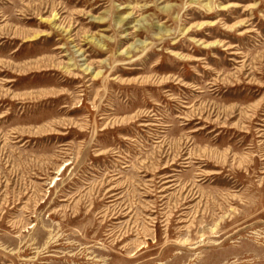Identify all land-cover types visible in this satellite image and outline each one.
<instances>
[{
    "label": "rangeland",
    "instance_id": "obj_1",
    "mask_svg": "<svg viewBox=\"0 0 264 264\" xmlns=\"http://www.w3.org/2000/svg\"><path fill=\"white\" fill-rule=\"evenodd\" d=\"M209 1L0 0V264H264V0Z\"/></svg>",
    "mask_w": 264,
    "mask_h": 264
},
{
    "label": "bare ground",
    "instance_id": "obj_2",
    "mask_svg": "<svg viewBox=\"0 0 264 264\" xmlns=\"http://www.w3.org/2000/svg\"><path fill=\"white\" fill-rule=\"evenodd\" d=\"M202 1L203 0H190L189 6L191 7L193 5L199 4V7H197V8H199L200 10H205L207 12V13H203V14L200 13L199 16L206 17V16L210 15L209 10L211 8H210V6H208L206 4L205 5L202 4ZM209 2H211V0ZM253 7H254V5L247 6V8L244 9L243 13H246L247 11H249ZM191 8H193V7H191ZM240 15H242V13L238 14V16H240ZM60 18H61L60 12L57 9H53L50 16L44 17V18H42V20L50 22V24H52V27L54 28V30L61 32V33H65L68 36V39L70 42L66 45H59L58 46V48H63V49L69 47L70 50L73 52V54L70 56V58L66 64H68L70 66L80 67L81 69L85 70V72H93L95 65L94 64L92 65L90 63V61H88L86 51L84 49H82L81 47H78L77 42L75 43V41H74L76 39V35L72 33V25H73L72 22H70L69 24H67V23L65 24L64 22H62V20L60 21ZM225 20L226 21L232 20V17L225 16ZM201 25H203V24H201ZM250 31H252V30H248V32H250ZM84 38L86 40H95V39L97 40V38L94 39V37L89 35V34L84 36ZM218 44L220 46H223V50H227L231 54L239 55L240 53H242L236 49V47L238 45L231 44V43H229V41H225V40L220 41V42H218ZM67 54H70V53H68V52L63 53V55H67ZM235 60L239 61V59H235ZM73 69H75V68L73 67ZM66 70L70 71L71 69L70 68L68 69V66H67ZM98 73H99V71H97L95 73V75H98ZM259 136H263V135H259Z\"/></svg>",
    "mask_w": 264,
    "mask_h": 264
}]
</instances>
